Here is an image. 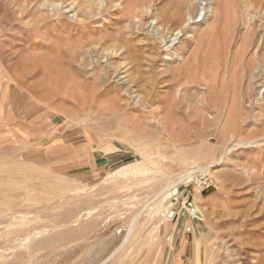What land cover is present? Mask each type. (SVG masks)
<instances>
[{"label":"rangeland","instance_id":"374dc122","mask_svg":"<svg viewBox=\"0 0 264 264\" xmlns=\"http://www.w3.org/2000/svg\"><path fill=\"white\" fill-rule=\"evenodd\" d=\"M182 2L0 0V264H264V0Z\"/></svg>","mask_w":264,"mask_h":264},{"label":"bare ground","instance_id":"6f19581e","mask_svg":"<svg viewBox=\"0 0 264 264\" xmlns=\"http://www.w3.org/2000/svg\"><path fill=\"white\" fill-rule=\"evenodd\" d=\"M184 2H182L183 3V6L181 7V9H183L184 7L186 8V7H188L189 9L191 8V7H193L194 5H195V3H196V1H198V0H183ZM71 4V3H70ZM72 5V4H71ZM74 3H73V5L71 6V8H74ZM56 9V8H55ZM75 10V9H74ZM73 11V10H72ZM52 12H54V11H52ZM177 12V11H176ZM179 14H181V12H178ZM76 15V14H75ZM77 16V15H76ZM76 16H75V18H76ZM78 17V16H77ZM188 22H189V18H187V22H186V24H188ZM161 25H159V27H160ZM162 27V26H161ZM180 32H177V33H175V36H173L172 37V42L177 38V35L179 34ZM92 147L93 148H95V149H97V145H96V143H94V144H92ZM141 156V155H140ZM137 162L138 163H140L141 161H138L137 160ZM174 190V189H173ZM173 190L171 191V194L173 195ZM170 195V194H169ZM178 198L179 197H172L171 198V204H176L177 203V200H178ZM176 199V200H175ZM191 205H192V203H191ZM186 207H187V209L188 210H190V212H192V214L193 215H195V213H194V211L193 210H196L195 208H194V206L192 205V207H190L189 206V204L188 203H186V205H185Z\"/></svg>","mask_w":264,"mask_h":264},{"label":"built area","instance_id":"2783aa9c","mask_svg":"<svg viewBox=\"0 0 264 264\" xmlns=\"http://www.w3.org/2000/svg\"><path fill=\"white\" fill-rule=\"evenodd\" d=\"M199 182L205 187V186H209L210 185V183H212L211 182V179H210V177L209 176H203V175H201L200 177H199ZM174 216H175V214H174ZM173 216V217H174Z\"/></svg>","mask_w":264,"mask_h":264},{"label":"water","instance_id":"95a60500","mask_svg":"<svg viewBox=\"0 0 264 264\" xmlns=\"http://www.w3.org/2000/svg\"><path fill=\"white\" fill-rule=\"evenodd\" d=\"M136 159L137 160H140L141 158H140V156L139 155H136ZM173 194L175 195V194H178V189H174L173 190ZM176 200V199H175ZM189 204V206L190 207H192V205H191V203H188ZM194 211V213L196 214V215H200V213L197 211V210H193Z\"/></svg>","mask_w":264,"mask_h":264},{"label":"crops","instance_id":"0c3cea01","mask_svg":"<svg viewBox=\"0 0 264 264\" xmlns=\"http://www.w3.org/2000/svg\"><path fill=\"white\" fill-rule=\"evenodd\" d=\"M194 223V222H193ZM183 247V246H182ZM180 250H181V252L179 253L180 255H182L183 254V250H182V248H179ZM182 257V256H181Z\"/></svg>","mask_w":264,"mask_h":264}]
</instances>
